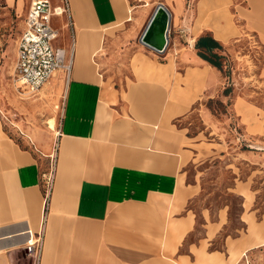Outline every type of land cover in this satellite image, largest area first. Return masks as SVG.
<instances>
[{
	"label": "crops",
	"instance_id": "obj_1",
	"mask_svg": "<svg viewBox=\"0 0 264 264\" xmlns=\"http://www.w3.org/2000/svg\"><path fill=\"white\" fill-rule=\"evenodd\" d=\"M67 3L66 13L52 17L56 30L55 18L66 27L67 41L57 43V30L53 45L64 49L70 70L54 76L66 84L46 200L42 161L0 129V264H32L25 246L41 229L40 264H222V253L203 245L223 222L203 215V235H195L197 219L187 204L197 188L182 174L193 160L190 117L195 111L208 117L202 106L219 96L225 80L195 42L210 36L222 47L234 32L229 11L261 39L264 54V0H152L147 22L158 4L170 14L163 52L122 46L132 30L107 31L134 21L122 0ZM28 7V0H0V22L12 12L25 18ZM35 135L46 156L52 139Z\"/></svg>",
	"mask_w": 264,
	"mask_h": 264
},
{
	"label": "rangeland",
	"instance_id": "obj_2",
	"mask_svg": "<svg viewBox=\"0 0 264 264\" xmlns=\"http://www.w3.org/2000/svg\"><path fill=\"white\" fill-rule=\"evenodd\" d=\"M122 2L125 16L131 9L130 20L134 21L113 24L107 31L132 30L134 36L122 46L154 51L139 43L152 0ZM166 2L170 4V0ZM24 13L12 12L0 22V129L21 148L38 156L46 173L54 165L57 119L66 83L62 77L59 81L52 77L56 81L53 86L45 83L31 91L20 81L14 60ZM227 14L234 32L217 51L223 86L219 96L202 106L208 117L199 111L190 117L189 133L196 135L189 146L193 160L182 174L185 183L196 185L197 194L187 208L197 219L196 236L203 235V215L223 222L216 237L203 245L207 251L221 252L225 259L222 264H264V54L261 39L246 32L238 16L229 11ZM53 24L60 33L57 43L64 44L66 27L59 18ZM35 132H44L52 139V149L46 156L36 149ZM237 236L240 244L233 247L230 238ZM194 252L198 260L199 253ZM218 262L209 259L200 264Z\"/></svg>",
	"mask_w": 264,
	"mask_h": 264
},
{
	"label": "built area",
	"instance_id": "obj_3",
	"mask_svg": "<svg viewBox=\"0 0 264 264\" xmlns=\"http://www.w3.org/2000/svg\"><path fill=\"white\" fill-rule=\"evenodd\" d=\"M28 1L29 7L16 43L14 71L22 84L33 91L41 88L57 72L69 74L70 61L66 59L64 49L53 45L58 32L52 25V17L66 13L68 3L63 0L62 6L52 7L50 0ZM42 181L46 200L53 186L54 165L50 171L42 172ZM43 233L41 229L35 234V241H28L25 246L32 264H40Z\"/></svg>",
	"mask_w": 264,
	"mask_h": 264
},
{
	"label": "water",
	"instance_id": "obj_4",
	"mask_svg": "<svg viewBox=\"0 0 264 264\" xmlns=\"http://www.w3.org/2000/svg\"><path fill=\"white\" fill-rule=\"evenodd\" d=\"M170 14L167 8L158 4L149 18L140 41L156 52H163L168 44Z\"/></svg>",
	"mask_w": 264,
	"mask_h": 264
},
{
	"label": "trees",
	"instance_id": "obj_5",
	"mask_svg": "<svg viewBox=\"0 0 264 264\" xmlns=\"http://www.w3.org/2000/svg\"><path fill=\"white\" fill-rule=\"evenodd\" d=\"M195 48L198 51L199 56L207 60L212 65L221 68V64L217 61L219 55L215 52L221 48V45L216 42L210 36H202L197 39L195 42Z\"/></svg>",
	"mask_w": 264,
	"mask_h": 264
},
{
	"label": "bare ground",
	"instance_id": "obj_6",
	"mask_svg": "<svg viewBox=\"0 0 264 264\" xmlns=\"http://www.w3.org/2000/svg\"><path fill=\"white\" fill-rule=\"evenodd\" d=\"M218 36H221L222 37V35L221 34H218ZM222 39H223V37H222ZM140 43H142L141 41H140ZM143 44V43H142ZM55 74H57V73H55ZM55 74H54V76H55ZM53 76V77H54ZM43 220H44V217H42V222H43Z\"/></svg>",
	"mask_w": 264,
	"mask_h": 264
}]
</instances>
